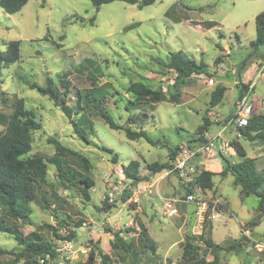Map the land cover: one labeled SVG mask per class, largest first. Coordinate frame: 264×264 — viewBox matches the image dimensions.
Segmentation results:
<instances>
[{"label": "rangeland", "instance_id": "1", "mask_svg": "<svg viewBox=\"0 0 264 264\" xmlns=\"http://www.w3.org/2000/svg\"><path fill=\"white\" fill-rule=\"evenodd\" d=\"M262 11L264 0H158L143 8L114 1L101 5L98 12L91 0H28L11 15L0 9V52L5 51L9 41L19 42V60L1 68L0 116L6 119L16 101L23 100L41 125L33 134L32 150L25 158L39 156L47 164L46 184L37 193L45 198L48 208L31 203L29 224L19 226L23 235L35 231L56 250L61 249L56 260L47 264H59L60 260L61 264H84L92 247L107 256L109 264H183L186 237H195L193 244L200 260L214 264L212 252L205 249L199 236L223 247L237 243L240 236L245 238L239 252H218V264H264V220L259 219L251 232L242 230L247 222L257 219V198L241 199L231 174L215 175L214 191L194 192L193 183L187 182L193 174L181 177L169 168L156 173L148 169L152 164L172 165L175 159L170 162L169 154L173 150L177 157L184 149L206 144L199 134L203 116L212 122L206 132L210 140L223 129L238 94L234 81L245 82L242 84L246 87L253 84L249 98L253 113L264 114V72L257 77L264 63V46L257 50L250 47L256 36L254 20ZM210 22L215 25L209 28ZM129 25L133 28L125 31ZM178 51L202 63L205 72L192 75L179 87L178 104L172 103L166 93L165 102L138 106L146 116L140 127L152 143L144 139L131 141L123 131L110 130L90 106L82 103L86 107L83 114L94 130L86 132L84 142L52 100L28 87L44 86L47 78L57 84L60 75L66 74L71 87L68 104L74 106L77 90L100 86L108 93L106 111L118 125L126 126L133 113L124 109L131 100L127 87L142 83L166 92L174 74L164 65L168 54ZM226 55L229 62L217 70V64L228 61ZM90 73L94 75L91 80ZM208 78H213L214 86L204 84ZM215 84L224 86L225 93L221 102L210 108ZM2 118L0 136L5 131ZM130 129L140 130L136 124ZM238 134V128L230 125L221 136L224 141H237L247 157L257 155V169L264 175V139L250 142ZM51 139L77 154L59 158L67 165L64 171L68 168L83 173V160L88 162L87 175L94 182L88 200L79 190L81 186L59 178L55 167L47 163L54 154ZM212 144L216 160L222 162L218 140H212ZM226 155L230 163L242 159L230 157L228 150ZM201 159L205 160L206 154L202 158L197 155L195 165ZM130 162L137 163L140 181L128 183V190L144 184L151 187V193L140 195L137 204L127 201L129 193L115 194L110 201L108 194L114 192L113 184L117 182L115 171ZM196 168L203 169L199 165ZM189 192L195 197L193 202L185 200ZM212 214L219 217L210 219ZM140 223L153 242L154 252L145 245ZM71 232L75 248L66 253L63 239ZM115 232L131 245V253L112 249ZM18 255L24 256L13 263ZM26 259L14 238L0 232V264H23ZM95 264H105L100 255Z\"/></svg>", "mask_w": 264, "mask_h": 264}, {"label": "trees", "instance_id": "2", "mask_svg": "<svg viewBox=\"0 0 264 264\" xmlns=\"http://www.w3.org/2000/svg\"><path fill=\"white\" fill-rule=\"evenodd\" d=\"M46 0H42L44 3ZM114 1H121L126 4L136 5L138 8L152 5L158 0H91L96 12L103 4L112 3ZM250 1V0H249ZM28 2V0H0V9L8 14L19 12ZM82 21V20H81ZM94 18L90 20L92 24ZM255 23V40L250 42V47L257 50L260 46H264V11L259 13L254 20ZM208 27H213L215 24L210 22ZM133 25L125 28L129 31ZM6 49L0 52V77L1 68L6 67L19 60V42L9 41L5 44ZM89 64V61H87ZM165 68L174 74L173 84L166 87V92L162 90H152L147 85L142 83L130 84L126 92L131 95V100L124 109L128 112H133L126 120V126L118 125L106 111L105 104H107L108 93L101 88L92 87L90 89L77 90L76 102L74 106H69L68 97L71 93V87L66 74L60 75L57 84L50 78L46 79L44 86H37L36 84H28L32 90H36L39 94L47 96L53 101L54 105L58 107L64 116L68 119L72 126L74 134L82 141L86 142V132L93 133V125L85 118L83 111L86 107L94 112L105 125L113 131H123L128 140L134 141L137 139H144L148 143H152L147 133L141 129L143 125L142 120L146 117L145 114L139 112V105H153L167 101V94H170L172 103L178 104L179 87L186 83L192 75L204 73L205 66L202 63H196L194 60L187 58L182 52H170L165 62ZM81 73V72H79ZM83 73V72H82ZM93 74H89L88 79L93 78ZM1 82V80H0ZM238 98L242 95V91L246 89L243 84H237ZM225 92L223 86L217 85L211 92L209 107H216L222 100ZM176 95V96H175ZM86 105L85 108L82 105ZM136 111V112H135ZM136 113V114H134ZM77 116V117H75ZM75 117V118H74ZM2 116H0V119ZM5 120V131L0 136V232L11 235L16 241L17 245L22 247L27 259L23 264H39V260H56L57 251L55 247L41 238V236L33 231L23 235L20 229V223L29 224L30 219V204H40L41 209H47V202L44 197H39L37 190L41 189L46 184L47 179V164L42 157L33 156L25 158L32 150L33 134L41 129V125L36 121L32 111L25 108L22 99H18L14 105L12 113ZM209 118L202 117V126L199 128L201 141L207 143V139L203 137L211 125ZM138 125L139 131L134 132L130 129L132 125ZM240 136L254 141L256 139H264V114H252L248 119L247 126L238 128ZM50 143L54 145V154L47 159V163L55 167L57 176L72 186H81V191L84 198L89 199L88 190L94 186V182L87 175L90 169L88 162H85L84 172H78L72 169H66L60 157L77 156L76 152L62 146L57 140L51 139ZM235 153L242 159L238 163H230V161L220 154L223 164V169L220 175L224 176L227 173L233 177V185L239 188V195L241 199L254 196L257 198L256 212L257 219L249 221L242 227L243 231H252L258 225V220H264V175L257 170L255 159L246 156L243 147L236 141L229 142ZM110 151V150H106ZM178 151V149H177ZM177 153L173 150L169 154V160L172 162ZM115 162V159H114ZM165 168H172L171 163L168 165L152 164L149 166L151 172H159ZM124 172L126 178L131 180L133 185L140 181L138 172V165L135 162H130L125 168ZM215 174L200 170L196 177V184L202 192L210 191L213 187L212 177ZM190 194V192H189ZM218 208V210H220ZM224 209V208H223ZM222 209V210H223ZM79 227L81 224L78 225ZM41 227H43L41 225ZM45 228L51 229L49 225ZM140 232L143 235L146 247L154 252L155 247L149 237L146 236L143 225L140 223ZM111 247L113 250H122L131 253V245L126 243L118 232L112 233ZM57 239H61L57 236ZM74 234L68 233L63 239L66 241L74 240ZM195 237H186L182 245L181 261L183 264H207L200 260L196 254V246L193 244ZM200 241L204 243L205 249L212 252L214 264L219 263L218 252H239L242 247V242L245 241L243 236H240L237 243H232L229 246H219L214 244L211 239L199 236ZM100 255L105 264H109L107 256L102 255L100 251L92 247L87 255L84 264H95L96 257ZM24 256V255H23ZM18 255L13 263L21 259ZM12 264V263H11Z\"/></svg>", "mask_w": 264, "mask_h": 264}, {"label": "built area", "instance_id": "3", "mask_svg": "<svg viewBox=\"0 0 264 264\" xmlns=\"http://www.w3.org/2000/svg\"><path fill=\"white\" fill-rule=\"evenodd\" d=\"M264 72V63H262L259 66L258 76H262ZM204 84L207 86H212L213 81L212 79H207L204 81ZM253 89V84L249 85L242 91V95L237 98V100L234 102L233 110L229 116V119L227 121V124L223 127V129L214 137L213 140H217L221 134L228 128V126L233 125L236 128H243L247 126L248 119L254 112V106L250 103L249 98L251 97V92ZM212 141L208 142L202 146H199L195 149H184L181 151V154L175 158V160L172 162V168L171 171H176L179 173V175L186 176L187 173L193 174V178L187 179V182L193 183L194 185V192H202L201 189L196 184V177L199 174L200 171H197L198 165H195V160L198 154L205 153L209 158H212L215 156V150L212 149ZM185 171V174L183 172ZM115 176L117 178V182L114 185L113 184V191L112 193L108 194L109 200L111 201L115 194H119L122 196L125 193H129V197L127 199L128 202H131L133 204H137L139 202L140 195L144 193H151L150 192V186H146L144 184L136 185L128 190L129 186L128 183H131V180L126 178L124 169L120 167L115 171ZM186 201L193 202L195 200V197L193 194H189L186 199ZM201 219L203 217V213L200 215ZM216 217H219L218 214H212L209 218L215 219ZM75 248V245L71 241H64L63 249L67 252H73ZM61 251V249L56 250ZM46 260H48V257L45 258V260L40 259V264H47ZM63 260L59 261V264H61Z\"/></svg>", "mask_w": 264, "mask_h": 264}, {"label": "crops", "instance_id": "4", "mask_svg": "<svg viewBox=\"0 0 264 264\" xmlns=\"http://www.w3.org/2000/svg\"><path fill=\"white\" fill-rule=\"evenodd\" d=\"M223 51H224V49H223ZM224 53L225 54H227L228 53V51H224ZM227 56V58H228V55H226ZM225 56V57H226ZM221 59H223V58H221ZM229 62V58H228V61H225V60H222L219 64H217V67H216V69L218 70V69H220V68H222V66L223 65H225V63H228ZM217 72V71H216ZM231 74H234V71L232 70V72H231ZM220 75H222L221 73H220ZM220 78V80L223 78V76L222 77H219ZM208 79H212V81H213V85L212 86H214V80H213V78H208ZM217 83V82H216ZM242 83H245V82H239V83H237L236 81H234V85L237 87V84H242ZM217 85H220V84H217ZM216 84H215V86H217ZM220 86H222V85H220ZM211 87V86H210ZM224 87V86H223ZM225 93V92H224ZM224 96V95H223ZM237 98H238V94L236 95V99H235V101L237 100ZM234 101V102H235ZM233 105H234V103H233ZM233 105H232V109L231 110H233ZM213 108H215V107H213ZM232 112V111H231ZM231 112H230V114H231ZM230 114L228 115V116H230ZM228 118V117H227ZM238 136H240V134H238ZM242 137V136H241ZM205 138L207 139V142H210V141H212L213 139H209L208 137H207V135H206V133H205ZM243 138V137H242ZM218 142H219V144H220V151H221V154L223 155V156H225L226 158H229V156H227L226 155V150H228V152H229V155H230V157H232V156H238L236 153H235V151L231 148V147H229V142H231V141H224L223 139H222V136H220L218 139ZM217 140H213V142L214 141H217ZM249 141V140H248ZM237 142V141H236ZM250 142H254V141H250ZM259 152L261 151V150H258ZM246 153V152H245ZM202 154H205V153H202ZM202 154H198L201 158H202ZM246 156H247V154H246ZM249 158V157H248ZM253 159H255V162L257 161V155H256V157L255 158H253ZM199 166H202V170H206V171H210V172H212V173H214L215 175H220V172L222 171V162H220L219 160H216V156H213L212 158H209L207 155H206V159L205 160H200V162H199V164H198ZM256 166H257V164H256ZM258 170V169H257ZM227 174H229V173H227ZM214 175V176H215ZM213 176V177H214ZM213 177H212V182H213ZM214 185V184H213ZM238 188V187H237ZM239 189V188H238ZM210 191H214L213 190V187H212V190H210ZM229 211V210H228ZM219 215V214H218ZM248 223V222H247ZM253 230V229H252ZM249 232H251V231H249ZM213 260V259H212Z\"/></svg>", "mask_w": 264, "mask_h": 264}]
</instances>
